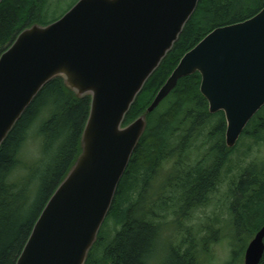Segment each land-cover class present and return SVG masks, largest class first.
Wrapping results in <instances>:
<instances>
[{
  "label": "water",
  "instance_id": "water-1",
  "mask_svg": "<svg viewBox=\"0 0 264 264\" xmlns=\"http://www.w3.org/2000/svg\"><path fill=\"white\" fill-rule=\"evenodd\" d=\"M3 0H0V4ZM199 0H78L47 25L22 30L0 56V148L42 89L61 79L89 98L80 154L57 186L16 264H85L152 113L178 81L198 73L208 113L222 112L236 146L264 106V7L214 29L179 61L145 113L123 126L146 82L171 52ZM264 225L243 264H260Z\"/></svg>",
  "mask_w": 264,
  "mask_h": 264
},
{
  "label": "trees",
  "instance_id": "trees-1",
  "mask_svg": "<svg viewBox=\"0 0 264 264\" xmlns=\"http://www.w3.org/2000/svg\"><path fill=\"white\" fill-rule=\"evenodd\" d=\"M51 1L1 2L0 56L25 28L47 25L61 17L49 20ZM263 7L264 0H199L171 52L137 96L123 126L145 113L181 58L207 34L244 22ZM200 82L198 73L180 79L167 98L147 114L146 130L106 218L111 227L105 235L100 230L85 264H156L164 251L173 258L163 264H195L192 250L180 251L184 242L175 247L165 241V248H159L165 225L170 216L181 217L190 209L207 205L235 150L225 146L223 113H208ZM88 110V97L76 98L61 79H55L42 89L1 145L0 264H16L47 201L79 156ZM31 136L41 141L43 150L29 162L22 152ZM240 137L253 142L249 151L264 147V106ZM153 184H160L156 201L147 204L146 195ZM228 213L239 231L252 234L264 224V158L252 159L238 172L229 186ZM237 255L233 252L228 264L237 262ZM260 264H264V255Z\"/></svg>",
  "mask_w": 264,
  "mask_h": 264
},
{
  "label": "rangeland",
  "instance_id": "rangeland-1",
  "mask_svg": "<svg viewBox=\"0 0 264 264\" xmlns=\"http://www.w3.org/2000/svg\"><path fill=\"white\" fill-rule=\"evenodd\" d=\"M77 1L78 0L51 1L52 8L49 13V18L51 19L49 20H52L53 16H62ZM252 143L253 142L247 137L239 138L235 146V150L230 155V161L224 168V174L221 179V183L218 188L210 195L206 206L190 209L188 214H183L181 217L170 216L168 218V223H166L165 230L163 232V240L160 242L159 248H165L166 240L175 247L180 245L181 242L185 240L184 243H186V246L182 248L181 252L187 249V247L190 250H193L196 255L195 264H228L234 250L238 254L237 262H234V264H243V248L247 242V238L248 244L253 238L254 234H250L244 229L240 231L241 234L238 236L233 234L234 228L232 227V222L228 213L229 186L237 178L238 172L252 159L257 157L264 158V147L260 149L253 147L252 150L249 151L248 148L252 146ZM42 150L43 144L41 141L35 136H31L28 138L25 149L22 152L23 158L29 162L36 160L42 153ZM244 154L250 155L245 159V157H243ZM19 173L22 172L19 171ZM159 186L160 184H153L149 189V194L146 195L145 200L147 204L149 200L156 201L155 195L158 192ZM177 220L187 224L186 227L184 226L186 232L185 234H182V236L179 235V232L180 230L182 231L183 228H180V224L177 223ZM198 226L199 235H196ZM109 227L111 226L109 219H107L101 229L100 234H107ZM197 238H199V241ZM212 238H214V240ZM179 241L181 242L179 243ZM198 243L199 246L196 248V244ZM196 249L200 250V255ZM163 254L164 255L162 256V259L160 258V261L156 262V264H163L165 259V262L168 263L173 258L172 255L167 251H164Z\"/></svg>",
  "mask_w": 264,
  "mask_h": 264
},
{
  "label": "flooded vegetation",
  "instance_id": "flooded-vegetation-1",
  "mask_svg": "<svg viewBox=\"0 0 264 264\" xmlns=\"http://www.w3.org/2000/svg\"><path fill=\"white\" fill-rule=\"evenodd\" d=\"M198 208V207H197ZM177 223H179L180 224V228L182 229L183 228V230L181 231L180 230V228H179V230H180V232H179V235L180 236H182V234H185V232H186V229L184 228V226L186 227V223H182L181 221H178L177 220ZM264 225V224H263ZM262 225V226H263ZM261 226V227H262ZM232 227L234 228V233L233 234H236L237 236L239 235V234H241V232L240 231H238V229L237 228H235L234 226H233V223H232ZM260 227V228H261ZM199 228V226L197 227V229ZM260 228L255 232V233H253L254 235H253V238H254V236L256 235V233L260 230ZM237 229V230H236ZM196 235H199V229L197 230V232H196ZM245 236V235H244ZM244 236H242V237H244ZM245 238H247V237H245ZM252 238V239H253ZM237 239H239V238H237ZM252 239L249 241V243L252 241ZM197 240L199 241V238H197ZM167 241V240H166ZM169 242V241H168ZM181 241H179V243H180ZM184 241H182L181 243H183ZM247 242H248V238H247ZM247 242H246V244H247ZM170 243V242H169ZM249 243L247 244V247H248V245H249ZM171 244V243H170ZM246 244H245V246H246ZM186 246V243L184 244V247ZM198 246H199V243L198 244H196V248H198ZM245 246H244V248H243V251H242V254H243V252H244V255H245V251H246V249H247V247H246V249H245ZM244 249H245V251H244ZM182 250V249H181ZM180 250V251H181ZM186 250V249H185ZM196 250H198V249H196ZM193 251V250H192ZM198 252H199V250H198ZM234 252H236L235 250H234ZM242 257V256H241ZM243 262H244V256H243Z\"/></svg>",
  "mask_w": 264,
  "mask_h": 264
}]
</instances>
